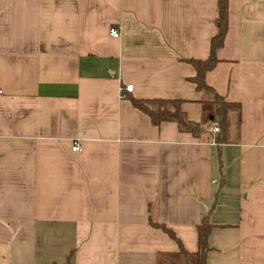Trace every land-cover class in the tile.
<instances>
[{"label":"crops","instance_id":"crops-1","mask_svg":"<svg viewBox=\"0 0 264 264\" xmlns=\"http://www.w3.org/2000/svg\"><path fill=\"white\" fill-rule=\"evenodd\" d=\"M217 2L0 0V264H194L203 219L206 264H264V0H227L206 73L237 105L223 143L130 102L204 119L186 59L208 57Z\"/></svg>","mask_w":264,"mask_h":264},{"label":"trees","instance_id":"trees-1","mask_svg":"<svg viewBox=\"0 0 264 264\" xmlns=\"http://www.w3.org/2000/svg\"><path fill=\"white\" fill-rule=\"evenodd\" d=\"M217 7L218 14L216 17V24L218 32L212 36L210 40L208 57L205 59H186V61L193 66L195 71L194 75L188 78V81L195 85L197 91H202L210 97L208 101L210 107L204 119L198 122L189 120L186 113L181 108V101L176 99H142L130 97V102L134 107L146 113L152 124L159 125L162 122L172 121L178 125L181 131L191 133L195 137H200L202 134L209 133L207 130V124L209 122L216 123L219 127V131L214 139L216 143H223L227 139L229 129L227 112L237 107V105L236 103L225 100L222 95L218 94L214 88L206 82V73L218 61L216 50L221 47L227 30V0H218ZM148 220L152 226L161 228L178 243V253L188 254L180 239L176 237L169 227L163 223L151 220V218ZM212 227V224L206 219H203L197 226L198 246L194 253V264H206V254L209 250L208 237ZM67 264H70V262Z\"/></svg>","mask_w":264,"mask_h":264},{"label":"built area","instance_id":"built-area-1","mask_svg":"<svg viewBox=\"0 0 264 264\" xmlns=\"http://www.w3.org/2000/svg\"><path fill=\"white\" fill-rule=\"evenodd\" d=\"M109 33L112 37H118L119 33L115 27H110L109 28ZM124 90L126 91H132L133 85L132 84H127L124 87ZM0 93H2V90L0 88ZM207 130L212 133V135H216L217 132L219 131V127L216 123H211L210 125L207 126ZM80 149L79 144L77 142H74L73 145L71 146L72 151H78Z\"/></svg>","mask_w":264,"mask_h":264}]
</instances>
